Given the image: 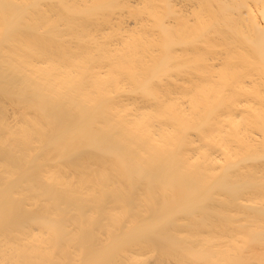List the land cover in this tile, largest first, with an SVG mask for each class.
<instances>
[{"label": "bare ground", "instance_id": "bare-ground-1", "mask_svg": "<svg viewBox=\"0 0 264 264\" xmlns=\"http://www.w3.org/2000/svg\"><path fill=\"white\" fill-rule=\"evenodd\" d=\"M0 264H264V0H0Z\"/></svg>", "mask_w": 264, "mask_h": 264}]
</instances>
